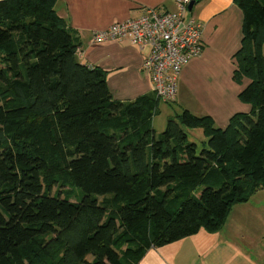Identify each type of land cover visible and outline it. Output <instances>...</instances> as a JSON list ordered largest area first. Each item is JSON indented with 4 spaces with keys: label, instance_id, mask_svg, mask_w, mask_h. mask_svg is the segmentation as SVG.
I'll list each match as a JSON object with an SVG mask.
<instances>
[{
    "label": "trees",
    "instance_id": "1",
    "mask_svg": "<svg viewBox=\"0 0 264 264\" xmlns=\"http://www.w3.org/2000/svg\"><path fill=\"white\" fill-rule=\"evenodd\" d=\"M56 1L0 0V264H137L219 231L264 190V0H234L231 79L248 80L237 98L249 111L218 129L183 110L160 134L153 93L115 100L104 70L75 61Z\"/></svg>",
    "mask_w": 264,
    "mask_h": 264
},
{
    "label": "crops",
    "instance_id": "2",
    "mask_svg": "<svg viewBox=\"0 0 264 264\" xmlns=\"http://www.w3.org/2000/svg\"><path fill=\"white\" fill-rule=\"evenodd\" d=\"M147 8L173 11L175 5L171 0H57L54 7L79 37L78 61L104 70L107 88L118 101H131L152 93L150 79L141 70L143 52L127 41L93 44L91 35L112 23L135 18ZM189 11L202 25L203 48L200 56L183 68L170 103L187 109L193 104L200 105L206 114L207 110L214 113L225 110L224 127L233 113L249 111V106L237 98L248 80L243 79L238 85L231 79L232 55L241 40L242 12L234 0H194ZM86 33L89 39L84 36ZM217 42L230 62V80L215 93L204 94L197 85L202 81V67L209 57L208 47L211 49ZM261 50L264 58V43ZM226 95H232L230 100ZM137 264H264V190L257 191L245 203L233 205L219 231L199 230L177 242L150 249Z\"/></svg>",
    "mask_w": 264,
    "mask_h": 264
},
{
    "label": "built area",
    "instance_id": "3",
    "mask_svg": "<svg viewBox=\"0 0 264 264\" xmlns=\"http://www.w3.org/2000/svg\"><path fill=\"white\" fill-rule=\"evenodd\" d=\"M173 11L147 8L139 16L110 24L92 33V43L127 41L143 52L141 70L151 90L163 103L173 101L180 73L189 61L200 56L202 25L188 10L194 0H171Z\"/></svg>",
    "mask_w": 264,
    "mask_h": 264
},
{
    "label": "rangeland",
    "instance_id": "4",
    "mask_svg": "<svg viewBox=\"0 0 264 264\" xmlns=\"http://www.w3.org/2000/svg\"><path fill=\"white\" fill-rule=\"evenodd\" d=\"M84 36L87 39H89L88 33H86ZM208 48H209L208 50L209 57L206 59V64L204 65V67H202V73H201L202 81L201 82L199 81L197 85V88L201 90L202 93L204 94L210 91L215 93L218 89L225 86L227 82L229 83V80H230L228 78V69H229V74H230L231 65H230V62H228L224 57V50L222 49V45L219 42H217V44L214 45L211 49L210 47ZM231 96L232 95H226V99L230 100ZM183 110H187L189 113H191L195 117H203V116L212 115L216 122L214 123L215 128L224 129L226 127V125L224 127L222 126L223 124L222 119L226 118L227 116V112L225 110H222L219 113H214V111L207 110L208 113L206 114L201 110L200 105L198 106V105L193 104V107H190V109H187V107H181L177 105V103L164 104L163 102H160L157 108L158 112L154 116L153 121H152V129L154 130V132L156 134H160L164 130L168 119H172L177 122L178 121L177 116ZM235 113H243V112H235ZM184 131H185V134L189 142L194 143L199 148L206 147L205 146L206 138L204 137L200 129H184Z\"/></svg>",
    "mask_w": 264,
    "mask_h": 264
},
{
    "label": "water",
    "instance_id": "5",
    "mask_svg": "<svg viewBox=\"0 0 264 264\" xmlns=\"http://www.w3.org/2000/svg\"><path fill=\"white\" fill-rule=\"evenodd\" d=\"M192 4H193V3H190V4H189V6H188V10L191 9ZM74 59H75L76 62L78 61V57H77V56H75Z\"/></svg>",
    "mask_w": 264,
    "mask_h": 264
}]
</instances>
